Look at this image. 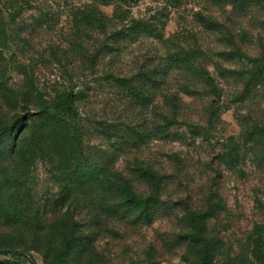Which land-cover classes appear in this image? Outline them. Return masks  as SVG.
Here are the masks:
<instances>
[{"label":"trees","instance_id":"16d2710c","mask_svg":"<svg viewBox=\"0 0 264 264\" xmlns=\"http://www.w3.org/2000/svg\"><path fill=\"white\" fill-rule=\"evenodd\" d=\"M142 1L0 0V100L12 108L0 114V145L24 121L0 160V247L21 249L4 253L110 264L104 232L170 214L186 264H214L211 220L226 206L217 179L243 156L239 145L216 148L232 105L240 139L264 161V0H148L135 15ZM44 67L60 71L50 87ZM10 73L21 83L7 86ZM39 157L58 183L45 201L28 183Z\"/></svg>","mask_w":264,"mask_h":264},{"label":"rangeland","instance_id":"374dc122","mask_svg":"<svg viewBox=\"0 0 264 264\" xmlns=\"http://www.w3.org/2000/svg\"><path fill=\"white\" fill-rule=\"evenodd\" d=\"M148 4L151 6L155 3L142 1L134 8L133 13L138 15L144 12ZM102 10L111 15L113 5H103ZM65 18L66 14H62L60 24L66 25ZM177 24V14H172L166 22L167 35L176 30ZM147 43L149 42L144 41L142 45ZM138 48L137 44H133L122 50L121 57L124 63L136 53ZM14 54L9 52L6 58L12 62L17 55ZM26 54L29 57L38 55L33 51ZM59 73L60 71L55 67H44L43 82L50 87ZM5 82L7 86L15 85L16 82L21 83V76L10 73ZM36 107V103H33L31 111L34 112ZM11 110V103L0 100V114ZM11 114L10 118H13L17 113L12 111ZM221 117L222 121L217 133V151L222 148V143H226L229 147L239 145L243 148V156L239 162L227 166L217 179L219 192L225 199L226 206L216 218L211 220L210 226L216 237L220 239V248L216 253L214 264H264V161L256 159L251 151L252 145L240 139L242 126L236 116L234 105L223 112ZM23 123L21 119L6 136H3L0 160L8 157V145L19 134ZM21 159L19 158L18 161ZM32 164L28 183L34 188L36 199L45 201L52 198V193L58 189L53 163L39 157ZM118 224L121 226L119 229L106 231L99 239L101 249L111 261L110 264H186L182 257L183 246L179 243L178 233L181 223L173 215L158 217L151 224L142 222L126 224L124 221ZM33 256L36 264H44L41 252L34 251ZM7 259L21 261L22 264H32L23 255L0 252V261Z\"/></svg>","mask_w":264,"mask_h":264},{"label":"water","instance_id":"95a60500","mask_svg":"<svg viewBox=\"0 0 264 264\" xmlns=\"http://www.w3.org/2000/svg\"><path fill=\"white\" fill-rule=\"evenodd\" d=\"M21 249L19 248H13V247H7V246H3L0 247V252H5V251H20Z\"/></svg>","mask_w":264,"mask_h":264}]
</instances>
